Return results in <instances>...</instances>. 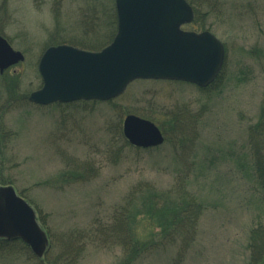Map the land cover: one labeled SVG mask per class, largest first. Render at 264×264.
I'll use <instances>...</instances> for the list:
<instances>
[{
  "label": "rangeland",
  "instance_id": "1",
  "mask_svg": "<svg viewBox=\"0 0 264 264\" xmlns=\"http://www.w3.org/2000/svg\"><path fill=\"white\" fill-rule=\"evenodd\" d=\"M110 1L0 0V33L25 57L0 73V185L27 200L50 241L42 261L27 249L0 255V264H121V247L102 227L136 183L162 193L179 177L203 211L178 264H253L249 235L264 223V206L248 138L249 127L264 120V0H196L198 23L226 48L221 78L210 89L137 80L107 102H28L41 86L37 63L47 45L96 50L109 42L114 22L103 11ZM128 113L152 120L164 143L148 150L123 145L118 128ZM181 120L196 128L193 144L178 130ZM135 218L137 239H155L147 216ZM78 245L79 253L72 250ZM176 253L177 243L166 245L133 264H172Z\"/></svg>",
  "mask_w": 264,
  "mask_h": 264
},
{
  "label": "water",
  "instance_id": "2",
  "mask_svg": "<svg viewBox=\"0 0 264 264\" xmlns=\"http://www.w3.org/2000/svg\"><path fill=\"white\" fill-rule=\"evenodd\" d=\"M117 30L99 51L70 45L50 46L42 53L38 71L42 86L28 100L37 104L78 99L109 100L134 79L185 80L208 85L224 59L222 43L209 31L182 30L192 21L186 0H115ZM23 60L0 36V72ZM122 132L137 147L162 143L159 128L150 120L127 114ZM0 237L20 238L41 257L47 238L30 205L13 187L0 186ZM264 264V263H263Z\"/></svg>",
  "mask_w": 264,
  "mask_h": 264
},
{
  "label": "trees",
  "instance_id": "3",
  "mask_svg": "<svg viewBox=\"0 0 264 264\" xmlns=\"http://www.w3.org/2000/svg\"><path fill=\"white\" fill-rule=\"evenodd\" d=\"M187 1L194 11V19L188 25L189 28L203 30L204 26L198 23L199 3L201 1ZM103 14L108 21L112 19V22H115L116 16L113 0L110 1V5L103 11ZM221 75L222 71L212 84L205 89L215 86L220 80ZM183 122L181 120L178 130L183 133L182 138H184L187 144H193L197 134L196 128L192 130L187 125L186 127H182ZM263 128V117L259 118L255 124L249 127L248 145L251 153L253 177L260 191L258 199L264 206V138L261 131ZM118 130V136L122 139L123 145L128 146L129 144L122 136L120 125ZM185 147L192 146L185 145ZM179 179L176 185L162 193L153 191V186L146 181L136 183L127 192L125 202L112 215L111 222L106 223L102 227L101 232L105 239L112 240L113 244L121 247L124 255L121 264H133L145 252H151L155 249L166 247V245H174L176 243L177 253L172 264H178L182 260L184 254L194 242L203 206L197 201L195 195L186 189L183 180H181L182 177H179ZM146 194L148 196L152 194L150 202L145 198ZM136 207L140 209H136ZM138 213L147 216L150 225L153 224L152 232L148 234H151L155 239L138 240L136 233H133L132 228H130V221H134ZM249 238L248 247L251 262L259 264L264 261V223L259 224L257 221V224L250 230ZM78 246L72 247V250L74 249V251L79 253L82 245ZM27 249L28 247L19 238L10 240L0 238V255L6 256L11 253L26 251Z\"/></svg>",
  "mask_w": 264,
  "mask_h": 264
}]
</instances>
